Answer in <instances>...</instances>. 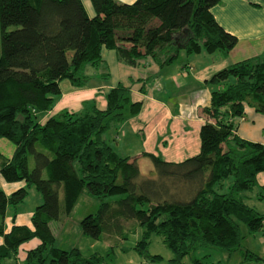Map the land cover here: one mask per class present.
<instances>
[{"label":"trees","instance_id":"1","mask_svg":"<svg viewBox=\"0 0 264 264\" xmlns=\"http://www.w3.org/2000/svg\"><path fill=\"white\" fill-rule=\"evenodd\" d=\"M89 1L92 17L81 0H0V139L14 147L10 157L0 153V177L33 184L42 197L31 228L12 225L5 233L4 215L21 193L0 190V264H17L21 245L32 239L39 244L25 252L21 264H104L102 256L85 258L77 248L55 245L51 221L66 217L82 192L100 199L122 196L101 202L81 219L82 234L92 240L125 239L137 225L142 234L135 249L156 260L146 246L152 235L159 236L172 253L167 264H183L199 248L239 251L240 225L251 234L263 221L245 195L257 189L264 199L256 183L264 173V145L242 140L235 131L245 107L264 116V58L215 72L207 82L209 104L201 110L199 152L176 163L143 153L152 167L144 176L137 159L118 155L106 139L140 112L141 103L130 96L133 84L105 90L103 110L85 102L78 112L61 110L42 120L61 94L60 83L83 88L86 68L100 67L106 84L103 49L131 68L146 60L162 68L181 50L227 56L238 40L210 12L219 0ZM245 258L260 259L249 252Z\"/></svg>","mask_w":264,"mask_h":264},{"label":"crops","instance_id":"2","mask_svg":"<svg viewBox=\"0 0 264 264\" xmlns=\"http://www.w3.org/2000/svg\"><path fill=\"white\" fill-rule=\"evenodd\" d=\"M117 1L131 4L135 0ZM81 2L87 15L92 17L93 11L90 1L81 0ZM218 3L210 12L216 22L226 32L235 36L238 42L244 37H249L248 40H259L264 36V30L262 34L264 25L261 23L264 21V0H219ZM228 3H233V10L241 9L255 15L257 19L245 22L241 19L240 14L238 18L232 16L234 17V23H247L242 27L249 26L241 33L238 29L232 30L225 27L221 16L224 15L226 19L227 14L224 12L227 11L224 9ZM214 12H217V14ZM233 12L237 11H232L231 13L233 14ZM246 20H251V17H247ZM235 48L227 56L219 52L187 55L181 50L178 52L177 57L181 52L184 54L176 63L175 59L162 68H158L148 60L136 68H131L120 63L116 59L114 51L103 49L101 52L102 65L100 66L105 67L106 72H108V82L104 84L101 81L103 71L100 67L86 68L85 74L89 77V81L83 88L75 89L68 81H62L60 83V96L55 102L53 109L42 120L61 110L78 112L82 109L85 102H94L97 109L103 110L106 106L104 99L105 90L115 87L117 84L126 86L133 84L130 96L133 102L141 103L140 112L136 117L109 131L106 134V139L109 141L113 151L118 155L137 159L142 175L146 176L151 172L152 167L149 160L143 156V153L159 155L166 162L176 163L199 152V129L205 123L201 110L208 106L210 99L208 80L215 72L233 63L258 57V55L252 53V55L235 61L233 56ZM207 55L215 58L207 60ZM131 69H137L139 72L134 75ZM141 84H143L142 92L140 91ZM147 88H151L154 93H147ZM235 134L242 140L264 145V116L256 113L252 108L245 107L243 117L237 122ZM0 181L3 180L1 179ZM21 183L23 182L9 183L11 185L8 186L3 184V192L9 195L15 192V188L11 186L17 187ZM256 183L258 187L264 188V173L256 175ZM258 193V190L254 189L251 193L245 195L246 204L256 210L263 217V221L258 231L247 234L245 230L242 233L243 239L240 250L236 253L240 256L243 264H264V199H258ZM65 218L60 217L57 221L63 223ZM12 225L31 228V223L26 222V219L17 223L14 217L9 227H5V233L9 232ZM134 228V233H136L135 247L142 234V228L139 230L137 225ZM137 230L138 232H136ZM107 240L118 241L121 239L107 237ZM32 241L36 240L32 239ZM1 244L2 240L0 239ZM38 244V241L30 244L24 243L21 245H24L22 251L25 253L34 249ZM58 248L62 249V247ZM70 249L63 248L62 250ZM23 252L20 251L17 256V264L22 263ZM246 252L260 259H246Z\"/></svg>","mask_w":264,"mask_h":264},{"label":"rangeland","instance_id":"3","mask_svg":"<svg viewBox=\"0 0 264 264\" xmlns=\"http://www.w3.org/2000/svg\"><path fill=\"white\" fill-rule=\"evenodd\" d=\"M219 3H217L216 7ZM227 12V17L225 19L224 15H222L223 25L230 29H238V31L244 32L247 27H242L244 24L234 23V17L241 16L245 22L253 21L257 19L255 15L245 12L241 9L233 10V3H228L224 9ZM211 11V10H210ZM232 11H237L231 13ZM239 12V13H238ZM217 14V12H214ZM247 17H251V20H246ZM264 25V21L261 22ZM239 27V28H238ZM262 29V34H263ZM249 37H244L239 40L236 44V48L234 50L233 56L235 57V61L242 57H246L248 55H258L259 59L264 58V36L259 40H248ZM184 53H180L176 58L175 63ZM207 60H213L215 57L206 56ZM134 75H137L139 72L137 69H131ZM140 70V69H139ZM147 93L153 94V90L147 88ZM14 147L13 145L7 141L6 139H0V153L4 157H10L13 153ZM119 152V151H118ZM120 155V154H119ZM29 166L32 165V160L28 159ZM1 178V177H0ZM1 180V179H0ZM3 184L6 186L11 185L4 181H0V190H4ZM15 188V192L7 195L11 196L12 194H20L21 200L15 205H10L8 210L4 215V224L5 227H9L11 220L16 218V222L19 223L21 220L26 219V222H30V215L37 210L39 205L42 202V197L39 190L33 184L21 183L18 184ZM4 193V192H3ZM122 196L115 197H105L103 199L89 197L84 192H82L77 200L75 201L72 209L69 214H67L63 223H59L57 219H54L50 223V228L56 237L55 245L58 247L70 249L72 247H76L83 257L88 258L93 255H98L103 257L104 264H167L168 260L172 258V253L169 249L162 243V240L159 236L152 235L149 239L148 245L146 246V254L150 257L158 256L156 260L153 261L149 258H145L144 255L140 254L134 247L135 236L136 233L130 232L127 234L125 239H121L118 241L115 240H107V237L103 235V237L99 240H92L91 238L82 234L80 229V221L88 214H93L98 209L101 202L113 203L121 199ZM62 201V197L60 196V203ZM61 212H64L61 204ZM85 215V216H84ZM140 230V228H139ZM241 233L245 231V227L240 225ZM138 232V230L136 231ZM36 240L37 239H33ZM36 241H28L26 244H30L31 242ZM20 251L24 249V245L20 247ZM19 251V252H20ZM24 253V252H23ZM19 254V253H18ZM18 256V255H17ZM25 256V253H24ZM192 259L199 260L201 264H240L241 258L236 252L228 253L226 251L212 249V248H199L195 250L190 255L186 256L183 259V264H193ZM243 264V263H241Z\"/></svg>","mask_w":264,"mask_h":264}]
</instances>
